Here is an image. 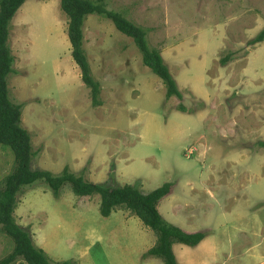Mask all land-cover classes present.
Masks as SVG:
<instances>
[{
    "label": "rangeland",
    "instance_id": "1",
    "mask_svg": "<svg viewBox=\"0 0 264 264\" xmlns=\"http://www.w3.org/2000/svg\"><path fill=\"white\" fill-rule=\"evenodd\" d=\"M102 1L146 31L181 97L166 98L133 40L94 14L83 25L100 86L94 106L59 0H26L9 25L7 86L23 105L31 169L67 168L107 187L135 184L143 194L170 183L158 211L188 233L214 236L210 264H264L242 256L247 241L264 257V41L250 44L264 27V0ZM12 167L11 151L0 146V182ZM99 204L98 195L76 196L69 185L55 197L39 182L23 188L13 216L53 263L163 264L143 258L156 240L150 229L121 208L104 218ZM12 246L0 231V259Z\"/></svg>",
    "mask_w": 264,
    "mask_h": 264
},
{
    "label": "trees",
    "instance_id": "2",
    "mask_svg": "<svg viewBox=\"0 0 264 264\" xmlns=\"http://www.w3.org/2000/svg\"><path fill=\"white\" fill-rule=\"evenodd\" d=\"M26 0H0V146L9 149L13 155L12 170L0 182V231L7 236L13 246L10 253L0 259V264H71L68 261L53 263L45 251L33 244L27 230L21 228L14 219L17 197L25 187L44 183L57 197L65 185L80 197H100L99 213L110 216L118 208L128 211L150 229L156 236L155 243L144 254L160 259L163 264H178L172 252L173 244L189 247L197 246L205 237L203 232L188 233L166 222L158 211V203L170 193L171 184L165 183L155 190L143 194L137 185L107 187L85 181L67 168L58 175L47 170H32L33 156L30 134L21 126L22 104H15L9 98L7 78L14 72V57L7 44L10 21ZM60 10L67 18V37L71 48V57L78 67L82 83L90 89L91 101L98 106L99 83L91 76L90 66L83 49V25L89 15L102 16L110 20L122 34L130 37L145 67L156 75L166 88V98L181 97L176 83L160 53L151 49L147 43L146 31L117 11L108 10L102 0H59ZM264 41V27L258 32L251 45ZM225 56L221 63L230 60ZM180 111L184 108L179 106ZM264 147V142L261 143Z\"/></svg>",
    "mask_w": 264,
    "mask_h": 264
},
{
    "label": "crops",
    "instance_id": "3",
    "mask_svg": "<svg viewBox=\"0 0 264 264\" xmlns=\"http://www.w3.org/2000/svg\"><path fill=\"white\" fill-rule=\"evenodd\" d=\"M196 231V230H191ZM202 232V231H201ZM205 237L204 239L195 247H192V249H186L182 248L180 250H176L177 243L172 245V252L176 258V261L178 264H210V261H214L217 258V254L214 251L217 249L214 245L215 238L212 237L210 234L204 233ZM227 244L232 245L233 241L230 238V236L227 237ZM244 253L242 256H249V259H259V261H262L264 257L262 255H259L257 252H254V250H251V247L248 246L249 242L244 241ZM249 251V252H247ZM223 254L222 252H220ZM253 253V255H251ZM251 255V256H250ZM144 259L150 258L149 256H143ZM221 259V258H220ZM227 259V258H226ZM193 260H200L196 262H192ZM249 260V261H250ZM220 261V262H219ZM216 264H221V260H219ZM230 260H227L226 264H229ZM258 261V262H259ZM225 261L222 263L224 264ZM257 263V262H255Z\"/></svg>",
    "mask_w": 264,
    "mask_h": 264
}]
</instances>
